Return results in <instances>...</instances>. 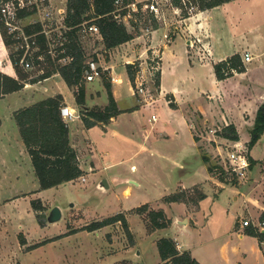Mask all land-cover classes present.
<instances>
[{"label": "crops", "instance_id": "1", "mask_svg": "<svg viewBox=\"0 0 264 264\" xmlns=\"http://www.w3.org/2000/svg\"><path fill=\"white\" fill-rule=\"evenodd\" d=\"M123 21L127 27L131 25L135 28L137 25L132 20ZM183 22L184 26L174 27L173 31L168 26L149 32L132 31L134 38L110 50L105 49L99 33L90 32L98 39V45L91 52L97 54L98 60L95 61H98L97 64L110 78L108 81L121 113L111 118L107 124L98 123L90 128L80 118L68 121L71 144L77 151L85 176L95 172L96 144L88 136V131L94 127L102 132V139L109 134L112 139L132 145L134 152L125 162H142V156H148L179 170L176 189L159 197L155 208L151 206L153 209H163L171 220L167 228L157 230V240L162 237L160 231H165L164 236L172 237L178 249L189 251L199 264H264V236L262 239L258 238L251 234L256 228H244L238 222L243 204H248L244 219L250 218L256 222L264 215V206L252 195L251 189L245 192L238 190L245 181L246 187L254 181L253 176H257L253 174L255 163L251 166V178L237 186L225 183L216 169L210 170L211 165L205 155H202V151H212L215 154L214 146L196 136L194 129V117L203 123L201 128L234 125L238 141L247 142L245 138L248 137L243 136L241 128L248 124L253 126L264 103V0H231L211 9L198 10L192 16L183 18ZM85 31L86 25H83L80 33ZM192 34L199 36L201 43L194 44L196 40ZM202 46L210 50V57L205 61L199 55L198 49L202 50ZM245 52L250 54L251 59L245 63L244 72L234 73L222 80L216 78L213 67L215 63L234 53H239L242 57ZM154 53H159L161 58L160 86L156 88L155 104L144 106L137 102L139 97L128 76L126 65L138 63L137 77L148 57ZM65 60L66 58H62L59 61L62 63ZM112 77L115 79L112 80ZM101 78L85 82L86 104L89 108H103L108 104L107 90ZM75 90L76 87L68 86L59 73H54L0 98V193H13L16 189L22 191L21 186L31 185L27 192L21 193L25 197L14 194L5 200L0 198V204H17L22 197L27 199L26 195L31 191L41 194L14 112L57 94L63 96L64 104L79 111L75 102ZM99 102L101 107H92ZM152 114L156 115L154 121L151 120ZM121 123H125L128 129L121 128ZM168 125L173 128L171 134L168 133ZM137 127H140V134H135ZM83 145L90 148L85 162L80 159L78 152ZM165 146L171 147L173 151L164 153L162 149ZM104 167L107 168L108 165ZM130 170L136 172V164H131ZM116 179L113 177L114 181ZM126 180L131 184H141L136 179ZM228 187L233 188L231 193L236 210L233 222L229 226L221 224L223 219L218 216L221 213L219 209L215 220L217 224L204 237L206 234L199 231L194 215L200 209L202 199L207 197L206 189H211L214 198L220 199ZM126 190L130 193V188ZM179 191L190 197L188 201L164 200ZM200 195L203 197L199 198ZM177 205L182 207L183 214L182 218L173 221L167 210ZM173 229L178 234H174ZM5 231L8 232L7 229ZM258 231L264 233V229ZM22 232L24 239L30 243L31 236ZM160 262L159 258L158 264Z\"/></svg>", "mask_w": 264, "mask_h": 264}, {"label": "rangeland", "instance_id": "2", "mask_svg": "<svg viewBox=\"0 0 264 264\" xmlns=\"http://www.w3.org/2000/svg\"><path fill=\"white\" fill-rule=\"evenodd\" d=\"M66 2L67 0H56V3L62 7H66ZM135 3L142 4V8L140 14H136L137 21L133 22L137 25H134L135 28L128 25L129 29L133 32L153 29L155 16L149 9L145 8L146 0H135ZM159 8L161 15L158 19L155 18L159 27L168 26L169 30L173 31L174 27L184 26L181 11L174 7L171 1H161ZM196 11L198 10L189 11V15L192 16ZM62 30L64 32V29ZM79 35L85 54L87 53L85 62L98 60L97 54H92L91 52L98 45L96 36L91 35L88 30L81 32ZM13 51L15 49L11 45L7 52L11 53ZM102 54L104 55V53ZM55 55L56 53H53L51 57H55ZM67 62H69L68 59L62 61V64ZM40 67L46 69L49 65L44 62ZM38 69L39 66L34 64V67L27 70V72L29 75L35 76L41 73ZM152 90L156 97V87L154 86ZM136 95L138 96V94ZM138 100L137 102L142 104L140 97ZM100 103H96L92 107H101ZM194 122L196 123V125L194 124L195 128L202 127L203 123L195 117ZM250 125L242 127L241 131L244 137H248L245 140L249 146L250 158L255 163L253 174L257 176H253L252 179L254 181H251L247 187L245 181L238 190L239 192H245L251 189L252 195L264 206V130L257 141L250 146L253 128ZM120 127L124 130L128 129L125 123H121ZM167 129L168 133L171 134L173 128L168 125ZM101 133L98 127L88 131V136L96 144V156L95 172L89 176H85L84 173L85 181L78 178L59 186L39 190L41 192L40 195L36 191H31L27 193L29 194L26 195L27 199H24L25 195L23 196L21 193L29 190L27 189L31 186L29 184L28 186H21L20 189L22 191L16 189L13 193H0V198L3 200L14 194H20L18 197L23 196L17 204L4 202L0 204V264H158L159 254L156 241L159 233L157 230L152 231L149 229L146 213L140 215L132 210L144 204H148L149 209L155 208L159 197L176 189V182L180 175L179 170L175 169L171 164L148 156H142V162L137 160L125 162L134 152L132 145L112 139L109 134H103L102 139ZM135 134H140V127H137V133ZM212 145L217 152L216 145ZM88 149L90 150L89 147L83 145L78 151L79 157L83 162L87 161ZM162 150L164 153L173 151L171 147L166 146ZM216 152L214 154L212 151H202V155H205L208 164L211 166L216 165L215 169L218 168ZM134 158L137 159V156ZM133 163L136 164V172L130 170ZM107 165V168L104 167ZM218 170L217 173L219 174ZM258 171H260L259 174H257ZM113 177L117 178L116 181L113 180ZM222 177L227 184L234 186L239 184L234 179H229L225 174H221L220 179ZM251 177L250 174L249 178ZM127 178L136 179L141 184H131L132 182H128ZM103 180H106L109 184V188L105 189V191L99 187V183ZM127 188H130V193H127L129 190L125 191ZM232 189L228 187L224 190V195L220 199L214 198L211 189H206L207 197L202 199L201 207L194 215L197 227H199V231L203 235L208 233L209 230L213 231L217 224L215 220L219 209L221 213L219 212L218 216L223 219L221 224L224 226L232 224L234 212L236 211L234 210L235 206L233 207ZM38 198L42 199V204L44 205L43 210L38 214L41 225L31 205V200ZM240 201L241 199L238 202ZM247 205L243 204L241 207V219L246 217ZM54 206L61 208L62 218L58 222L49 223L47 216ZM120 212L126 214L130 229L134 235L133 241L127 237L119 222L91 232L83 230V227L87 224ZM167 212L174 221L176 218H182L183 209L180 205H177L168 209ZM22 231L31 236L30 243L26 239L25 244L20 242L21 237H24ZM71 232L72 234L61 236ZM164 232L160 231L161 236H164ZM173 233L178 234L174 229ZM204 237H207V234ZM50 239L54 240L47 241ZM37 241L47 242L30 249L29 246L38 243Z\"/></svg>", "mask_w": 264, "mask_h": 264}, {"label": "trees", "instance_id": "3", "mask_svg": "<svg viewBox=\"0 0 264 264\" xmlns=\"http://www.w3.org/2000/svg\"><path fill=\"white\" fill-rule=\"evenodd\" d=\"M116 0H67L66 16L64 24L67 30H64L63 45L56 50L55 57H51L49 48L44 35L38 36L39 53L44 55V60H35L34 64L39 66L41 73L31 76L23 67L19 65L20 56L16 52H7L13 45V41L4 31L0 32V98L7 94L19 91L28 83L34 84L50 77L54 73H59L68 86H75V102L80 113V119L87 128L98 123L107 124L114 116L121 113L117 102L111 90L110 78L106 71L102 72V80L108 94V104L103 108H89L86 104V89L84 71L87 67L85 62V51L81 43L79 32L83 24H95L102 36V41L106 50H110L120 44L128 42L134 38V33L130 31L121 18L116 17ZM122 6L135 2V0H121ZM231 0H171L174 7L181 11L182 18L189 17V7L195 6L197 10L203 11L214 8ZM140 14L142 4H137ZM121 16L128 14V9L120 11ZM136 14V13H135ZM134 21L133 19H129ZM159 27L157 20L153 19V29ZM34 30H37L35 27ZM28 33H31L27 30ZM63 50V52H61ZM70 57L67 63H60L62 58ZM49 65L46 69L40 65ZM138 63L127 64L128 76L133 85H135L136 71ZM214 73L218 80L232 76L234 73L244 72L245 63L239 53H234L226 59L213 65ZM107 76V77H106ZM160 86V72L155 77V87ZM64 104V98L61 94L43 98L34 104L22 107L14 112V119L19 128L21 138L26 146L27 152L31 158L35 175L39 182L40 190H45L55 186L65 184L76 180L84 175L80 167L78 154L72 146L69 137V127L67 122L61 116L60 109ZM170 105L173 106L172 101ZM264 130V103L260 107L253 128L250 140L252 146ZM220 135L222 137L239 140L238 133L234 125H228L222 128ZM251 166L254 161L250 159ZM215 166H210L213 171ZM221 180H224L223 177ZM200 195L199 198H202ZM190 197L184 192H177L164 198L166 202L188 201ZM31 205L36 217L39 220V212L44 206L41 199L31 200ZM140 215L147 214V222L150 230L167 228L171 220L167 217L163 209H149L148 204L141 205L132 210ZM264 219V215L261 216ZM120 223L127 237L133 241L134 235L130 229L126 214L123 212L94 221L83 227V230L89 232L101 229L105 226ZM71 233H65L61 236H67ZM251 234L262 239L263 232L251 231ZM59 237V236H58ZM57 238V237H56ZM50 239L47 241H51ZM41 241L30 245L36 248L40 244L47 242ZM20 242L25 244L22 236ZM157 250L160 258V264H199L192 257L189 251H180L176 241L170 236H162L157 242Z\"/></svg>", "mask_w": 264, "mask_h": 264}, {"label": "built area", "instance_id": "4", "mask_svg": "<svg viewBox=\"0 0 264 264\" xmlns=\"http://www.w3.org/2000/svg\"><path fill=\"white\" fill-rule=\"evenodd\" d=\"M163 0H146L145 8L149 9L155 18L161 15L159 3ZM171 1V0H167ZM66 7L59 6L56 0H0V32L4 31L7 36L13 41L14 49L19 56V65L26 70L34 67L35 60H44V55L39 53L38 36L44 35L45 41L49 48L48 52L52 55L56 53L57 48L63 45L65 37H63V30H67L64 19L66 15ZM116 17L122 20L133 19L137 21L136 14L139 12L137 3L133 2L127 6H122L121 0L115 1ZM128 9V14L121 16L122 9ZM178 9V8H177ZM196 9L195 6H190L189 11ZM136 13V14H135ZM86 29L93 33H99V29L95 24H83ZM37 27V30H34ZM147 29V28H146ZM29 30L31 33H28ZM153 29H147L149 32ZM59 32V34H57ZM100 34V33H99ZM196 43H201L199 36L192 34ZM167 38L168 35L166 34ZM194 44H191L194 47ZM199 48V55L201 60L210 57V50L205 46ZM63 52V50H61ZM65 59V58H64ZM70 60V57H66ZM251 56L248 52L242 56L243 63L248 62ZM161 58L159 53H154L148 57L144 63L143 68L138 73L135 79V93L138 94L144 106H152L156 99L152 88L155 86V77L160 72ZM104 70L97 64L95 60L87 62V67L84 71L85 81H94L101 78ZM115 78L112 77V80ZM61 116L68 122L76 118H80L79 111L73 110L70 106L63 104L61 109ZM151 120H156V115L152 114ZM223 127H203L195 128L196 136L201 139H206L208 142L216 145V156L218 159L219 176L225 174L229 179L241 183L248 180L251 174V162L249 157V146L241 141H235L222 137L220 132ZM82 181L86 178L84 175L80 177ZM242 227H253L257 230L264 229V220L257 219L256 222L250 218L238 219Z\"/></svg>", "mask_w": 264, "mask_h": 264}, {"label": "water", "instance_id": "5", "mask_svg": "<svg viewBox=\"0 0 264 264\" xmlns=\"http://www.w3.org/2000/svg\"><path fill=\"white\" fill-rule=\"evenodd\" d=\"M99 187L105 191V189L109 188V184L106 180H103L102 182L99 183ZM62 218V210L59 206H54L48 216H47V221L49 223H55L58 222L59 220H61Z\"/></svg>", "mask_w": 264, "mask_h": 264}, {"label": "bare ground", "instance_id": "6", "mask_svg": "<svg viewBox=\"0 0 264 264\" xmlns=\"http://www.w3.org/2000/svg\"><path fill=\"white\" fill-rule=\"evenodd\" d=\"M129 191H127V193H128Z\"/></svg>", "mask_w": 264, "mask_h": 264}]
</instances>
